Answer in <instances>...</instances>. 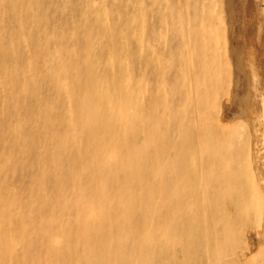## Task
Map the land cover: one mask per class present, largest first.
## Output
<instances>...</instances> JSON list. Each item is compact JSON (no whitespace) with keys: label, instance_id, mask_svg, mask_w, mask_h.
I'll use <instances>...</instances> for the list:
<instances>
[{"label":"rangeland","instance_id":"374dc122","mask_svg":"<svg viewBox=\"0 0 264 264\" xmlns=\"http://www.w3.org/2000/svg\"><path fill=\"white\" fill-rule=\"evenodd\" d=\"M22 1L0 0V239L34 243L2 264H264V0ZM101 86L119 112L90 121Z\"/></svg>","mask_w":264,"mask_h":264},{"label":"bare ground","instance_id":"6f19581e","mask_svg":"<svg viewBox=\"0 0 264 264\" xmlns=\"http://www.w3.org/2000/svg\"><path fill=\"white\" fill-rule=\"evenodd\" d=\"M3 1H5V0H3ZM12 1H14V0H12ZM18 1V0H17ZM24 1V0H23ZM22 1V2H23ZM181 1V0H180ZM179 1V2H180ZM2 2V1H1ZM10 2H11V0H10ZM29 2V1H28ZM31 2V1H30ZM215 2V1H214ZM11 3H13V2H11ZM182 3V2H181ZM15 4V3H14ZM16 4H17V2H16ZM20 4L22 5V3L20 2ZM20 4H19V6H20ZM216 4V3H215ZM32 4H30V6H31ZM16 6V5H15ZM217 6V5H216ZM64 7V6H63ZM16 8V7H15ZM186 8V7H185ZM209 8H210V6H209ZM188 9V8H187ZM186 9V10H187ZM214 9H215V7H214ZM13 11L15 10L14 9V7H13V9H12ZM12 11V12H13ZM16 11V10H15ZM215 11V10H214ZM213 11V13H215ZM8 12V11H7ZM24 12H26V11H24ZM220 13V12H219ZM17 19V18H16ZM217 19V18H216ZM215 20V19H214ZM217 21H218V19H217ZM142 22H143V20H142ZM188 22H189V19H188ZM214 22V21H213ZM21 23V22H20ZM187 23V22H186ZM217 23V22H216ZM215 23V24H216ZM219 23V22H218ZM201 24H202V22H201ZM200 24V25H201ZM2 25H3V23H2ZM20 25V24H19ZM189 27V26H188ZM211 27V26H210ZM217 27V26H216ZM219 27V26H218ZM209 28V27H208ZM23 29V28H22ZM217 29V28H216ZM204 31H206V30H204ZM213 31V30H212ZM11 32V31H10ZM143 32V31H142ZM201 32V31H200ZM203 32V31H202ZM216 32V31H215ZM182 33V32H181ZM211 33H213V35H214V32H211ZM143 34V33H142ZM209 34H210V31H209ZM212 35V34H211ZM210 35V36H211ZM72 36V35H71ZM143 36V35H142ZM209 36V37H210ZM137 37V36H136ZM184 37H185V35H184ZM187 37H188V39H189V36L187 35ZM204 37V36H203ZM2 38V37H1ZM22 38H24V37H22ZM25 39V38H24ZM20 40V39H19ZM18 40V41H19ZM141 40V39H140ZM26 41V40H25ZM46 43V42H45ZM138 43L139 44H141L140 43V41L138 40ZM187 43H189V42H187ZM206 43V42H205ZM209 43V42H208ZM207 43V44H208ZM12 45H13V43H11ZM47 44V43H46ZM190 44V43H189ZM26 45V44H25ZM216 45H218L217 43H216ZM189 47V45L187 46V48ZM26 48V47H25ZM28 49V48H27ZM190 49V48H189ZM19 50V49H18ZM26 50V49H25ZM188 52H189V50H188ZM29 53V52H28ZM155 53V52H154ZM232 53V52H231ZM236 53V52H235ZM156 54V53H155ZM188 55H189V53H188ZM220 57V56H219ZM232 56L230 55V58H231ZM12 58V57H11ZM10 58V59H11ZM44 58H46V57H44ZM186 58H187V56H186ZM113 59V57H112V55L109 57V60H112ZM187 60V59H186ZM232 60V59H231ZM126 63H127V61H126ZM233 63H234V61H233ZM1 64H3V62L1 63ZM235 64V63H234ZM32 65V64H31ZM16 66H18L17 65V63H16V65H15V68H17ZM160 66V65H159ZM30 67V66H29ZM120 67V66H119ZM132 67V66H131ZM234 67V66H233ZM113 68V67H112ZM162 68V67H161ZM163 70V69H162ZM132 71V70H131ZM164 72V71H163ZM128 73V72H127ZM132 73V72H131ZM181 73H183L182 72V70H181ZM5 75H6V73H5ZM9 75V74H8ZM133 75V74H132ZM132 75H129V76H132ZM234 76H236V74H234ZM7 77H9V76H7ZM122 77V76H121ZM133 77V76H132ZM131 77V78H132ZM128 78H130V77H128ZM161 79H162V77H161ZM131 80V79H130ZM234 80V79H233ZM80 81V80H79ZM133 81V80H132ZM139 82V81H138ZM140 83H142L141 81H140ZM147 83V82H146ZM72 83H70V85H71ZM139 85V84H138ZM146 85V84H145ZM161 86H163V85H161ZM14 87V86H13ZM120 87H121V89H120V93H121V97H116V99L118 98V99H122V102H125V103H129V100H131V99H133L132 101H131V103H133L135 100H138V96L139 95H137L133 90H131L132 89V87H131V85L130 84H128V80L126 79V77L122 80V82L120 83ZM135 87V86H134ZM244 87V86H243ZM144 88V87H143ZM145 88H146V86H145ZM162 88H164V87H162ZM140 89V88H139ZM131 91H132V93H131ZM138 92H139V90H137ZM133 92H134V95H133ZM114 93H116L115 91H112V90H110L108 87H106V86H101V88L97 91V92H95L94 94H92L90 97H93L92 99H94V101H95V103H96V106L93 108V110H91L90 111V115H91V117H89V120L90 121H93L94 119H96V115H97V113H98V110H99V108H100V103H102L104 106H106V110L104 111V112H106V113H108V114H110L111 116L113 115V114H115L118 110H119V106H117V105H114V106H112L113 105V103L114 102H111L110 101V98H112L113 97V95H114ZM140 93V92H139ZM192 93H193V91H192ZM144 94H146V92L144 93ZM150 94V93H149ZM141 97H142V95H141ZM150 97V96H149ZM89 101H91V99H89ZM138 102V101H137ZM143 102V101H142ZM102 105V106H103ZM120 105V108H121V114H122V112H123V109L124 108H127V106H128V104H119ZM136 105V104H135ZM134 105V106H135ZM90 106V105H89ZM262 107H263V110H264V100H263V102H262ZM91 108H92V106H91ZM133 111H135V110H133ZM104 112H103V114H104ZM119 112V111H118ZM117 112V113H118ZM126 112L128 113V112H130L131 113V110H126ZM134 113V112H133ZM141 113V112H140ZM140 113H139V115H140ZM137 114V113H136ZM74 115V114H73ZM118 115V114H117ZM134 115H135V113H134ZM75 116V115H74ZM104 116V115H103ZM115 116V115H114ZM110 117V116H109ZM130 117V116H129ZM136 117V116H135ZM76 118V117H75ZM124 118V117H123ZM71 119V118H70ZM107 119H109V118H107ZM106 119V120H107ZM110 119H112V117H110ZM125 119H127L126 117H125ZM113 120V119H112ZM116 120V119H115ZM114 120V121H115ZM129 120L130 119H128V122H129ZM66 121V120H65ZM109 121V120H108ZM107 121V122H108ZM61 122H63V120L61 121ZM67 122H68V119H67ZM69 122H71V121H69ZM76 121L74 120V123H75ZM119 122V121H118ZM96 123V122H95ZM69 124V123H68ZM76 124V123H75ZM75 124H73L74 126H75ZM143 125V124H142ZM197 125H198V123H197ZM66 126H67V123H66ZM74 126H71L70 127V125H68L67 127H70V129L65 133L66 134V138L65 137H62V139L64 140V142H65V144L66 145H68V143L71 141V142H73L75 145H76V141H75V139H77L76 138V134L78 133L76 130H75V127H77V125L74 127ZM111 126H112V124H111ZM126 127H129L128 125H126ZM114 128V127H113ZM113 128H112V130H113ZM118 128H119V125H118ZM130 128V127H129ZM128 128V129H129ZM120 129V128H119ZM123 129H124V127H123ZM131 129V128H130ZM109 130V129H108ZM115 130V129H114ZM118 130V129H117ZM66 131V130H65ZM119 131V130H118ZM109 133V132H108ZM142 133V132H141ZM64 134V135H65ZM123 134V133H122ZM107 135V134H106ZM105 135V136H106ZM117 135V134H116ZM79 137V136H78ZM83 137V136H82ZM117 137H118V135H117ZM119 138V137H118ZM118 138H116V139H118ZM241 138V137H240ZM79 139V138H78ZM81 140V139H80ZM263 140H264V138H263ZM111 141V140H110ZM82 142H83V140H82ZM116 142V141H115ZM92 144V143H91ZM78 145V144H77ZM77 145H76V147H77ZM58 146H60V148L61 149H63V148H65V145H64V143L62 142V141H60V144H58ZM82 146V145H81ZM81 146H80V148H81ZM75 147V148H76ZM249 147H250V145H249ZM72 148V147H71ZM77 150V149H76ZM59 151V150H58ZM60 152V151H59ZM77 152H78V150H77ZM61 153V152H60ZM80 154V153H79ZM263 154H264V142H263ZM59 156V155H58ZM82 157V156H81ZM127 164V163H126ZM250 167V166H249ZM249 167H248V169H249ZM252 171V170H251ZM241 172V171H240ZM204 173V172H203ZM58 177H60L61 178V172H59L58 174ZM239 177V176H238ZM251 177H252V175H251ZM202 180V179H201ZM251 182H253L252 180H251ZM251 182H250V184H251ZM240 183V182H239ZM250 184H248V185H250ZM253 184V183H252ZM247 187V186H246ZM253 187H254V185H253ZM14 190V189H13ZM255 190V189H254ZM201 191V190H200ZM258 190H256V192H257ZM259 192V191H258ZM257 192V193H258ZM256 194V193H255ZM203 195V194H202ZM259 195V194H258ZM253 197H254V195H253ZM259 198V197H258ZM260 199V198H259ZM259 199H258V201H259ZM203 203V202H202ZM259 204V203H258ZM257 205V204H256ZM260 205V204H259ZM258 205V206H259ZM22 216H23V218H25L27 215H28V207H24L23 209H22ZM12 220H13V217L11 216V215H4L3 217H0V221H1V227H0V230H1V232H3V230H4V228H3V225H8V223H9V225H11L12 224ZM38 221V220H37ZM76 225H78V227L76 226ZM81 226H83V224L80 222V223H75V230H76V232H79L80 230H81ZM18 228V232H19V234H17V233H15L13 236H11L10 235V233L8 234V236H9V238H8V236H4L3 237V239H0V253H3V251H2V249L1 248H6V247H8V248H12L13 246H15L18 242H20V243H22V244H24V245H26L27 246V249H29V248H31L32 247V244L34 243V240L32 239V234L31 235H27V234H25V232H20L21 230H23V227H21V225L19 226V227H16V229ZM65 230L66 229H64L63 230V232H62V234H64V232H65ZM33 232H35V234H37L38 236H39V238H42L43 240H44V242L46 241V242H48V245H47V253H51L52 252V250H51V247L54 245V243H55V237H54V235L52 236V234H50L49 233V231L46 229V227H45V224L43 223V222H39L38 224L36 223V227L34 228V230H33ZM186 232V231H185ZM186 234V233H185ZM77 237V236H76ZM79 237V236H78ZM6 242L8 243V245H6ZM66 251H68V250H66ZM262 252V251H261ZM244 255V254H243ZM251 255V254H250ZM256 255V254H255ZM257 255H259V253L257 254ZM261 255V254H260ZM259 255V256H260ZM259 256H258V258H259ZM264 256V255H263ZM33 258H31L30 257V254H29V252H26L19 260H17L16 262H12L11 264H47V263H43L42 261V258L41 257H39L38 255L36 256V255H33L32 256ZM246 257V256H245ZM244 257V258H245ZM251 257V260H252V256H250ZM255 257V256H254ZM87 258V256L85 257V259ZM248 258H249V256H248ZM248 258H247V261H248ZM250 260V259H249ZM250 260V261H251ZM254 260V259H253ZM0 264H2V262L0 261ZM87 264H96V262L94 261V259H90L89 261H88V263ZM98 264V263H97Z\"/></svg>","mask_w":264,"mask_h":264}]
</instances>
